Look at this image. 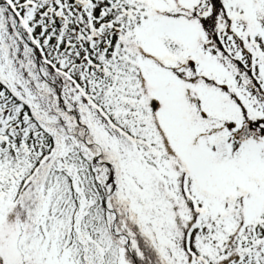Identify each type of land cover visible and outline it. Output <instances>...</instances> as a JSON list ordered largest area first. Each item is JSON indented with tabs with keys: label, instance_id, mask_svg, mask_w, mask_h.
<instances>
[{
	"label": "snow or ice",
	"instance_id": "6c2138e0",
	"mask_svg": "<svg viewBox=\"0 0 264 264\" xmlns=\"http://www.w3.org/2000/svg\"><path fill=\"white\" fill-rule=\"evenodd\" d=\"M0 264H264V0H0Z\"/></svg>",
	"mask_w": 264,
	"mask_h": 264
}]
</instances>
